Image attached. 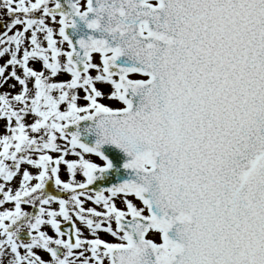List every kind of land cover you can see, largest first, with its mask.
I'll return each instance as SVG.
<instances>
[{"label":"snow or ice","instance_id":"obj_1","mask_svg":"<svg viewBox=\"0 0 264 264\" xmlns=\"http://www.w3.org/2000/svg\"><path fill=\"white\" fill-rule=\"evenodd\" d=\"M0 264H264V0H0Z\"/></svg>","mask_w":264,"mask_h":264}]
</instances>
